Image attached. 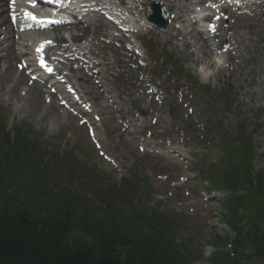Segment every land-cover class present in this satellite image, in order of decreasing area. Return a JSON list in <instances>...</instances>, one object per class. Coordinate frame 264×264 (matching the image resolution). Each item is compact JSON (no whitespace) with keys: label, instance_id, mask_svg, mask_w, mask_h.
<instances>
[{"label":"trees","instance_id":"16d2710c","mask_svg":"<svg viewBox=\"0 0 264 264\" xmlns=\"http://www.w3.org/2000/svg\"><path fill=\"white\" fill-rule=\"evenodd\" d=\"M18 136L15 144L7 137L0 142V150L8 152L23 143ZM10 167L8 168V170ZM13 178H10L12 181ZM129 184L126 182L123 188ZM35 206H15L8 200L0 204V264H183L182 254L164 238H159L164 224L162 216L156 217L155 232L129 234L122 222L116 220L112 211L100 217L91 213L74 194L42 197L31 187H24ZM110 201L109 207L121 195L114 192L111 197L99 193ZM5 198L16 200V196ZM40 201V203H39ZM41 211L43 214H41ZM136 217H138L136 215ZM255 227L254 229H256ZM253 229V230H254ZM252 230V231H253ZM245 236H239L238 244L243 247ZM256 255H264V235L253 232ZM216 261L232 264L228 253H221Z\"/></svg>","mask_w":264,"mask_h":264},{"label":"rangeland","instance_id":"374dc122","mask_svg":"<svg viewBox=\"0 0 264 264\" xmlns=\"http://www.w3.org/2000/svg\"><path fill=\"white\" fill-rule=\"evenodd\" d=\"M264 43V39H263ZM263 45V44H262ZM234 56V55H233ZM120 61L123 62L122 59ZM187 63L190 61L186 60ZM234 63V71H237L236 66L241 63V61L235 57V60L232 61ZM240 62V63H238ZM263 61H260V66ZM199 64L193 63L194 68H199ZM216 68L211 69L208 73L206 72L204 77L209 80H218L215 78V75L212 73ZM123 76L118 78L117 83L119 86L122 84L130 85L133 83V80L129 76L127 71H122ZM209 74V76H207ZM133 94L138 95L137 91L134 93L133 89L129 86L127 87ZM4 90V89H3ZM206 91V93L210 96L209 106L206 107L205 100L202 101L201 107L197 110V117H192L190 120L192 121L193 127L199 128L200 132H204L208 135V138L211 136V140L214 139L212 136L215 132V129L211 126L220 125L221 129H225L230 134L235 135L237 127L243 126L245 127L246 132L252 135V142L255 151V161L254 166L255 169H259L264 165V107H259L262 104H257V107H249V106H241L236 99L228 100L226 102L220 100L216 94L207 89H202ZM8 95H5L4 91H0V116H2L10 126L17 125L19 126L22 123L30 124L39 137L40 140L47 142L43 145L47 147V150L56 157H61V151L64 149H75L77 150V158L81 160L82 163L89 165L93 169L97 170L99 174L106 179V183L111 185L112 183H119L122 178H135L137 174L141 177H147L154 184L156 192L159 190L157 185L161 184V180H159L158 175L163 172L166 173L168 168L164 166L161 160L156 156L150 155H142L136 149L133 151L130 148H127V151L123 149L121 146H117L114 150V146L118 142L116 138L108 139V145L111 147V152H114L113 155L121 162V166L116 169L111 163L104 161L95 150L94 146L90 143L87 133L84 130V127H79L77 124L76 118H71V122L69 125H65L61 128L58 123H53L49 118H41L38 116L39 111H35L30 113L29 111H23L21 113H13L12 108H6V99ZM248 101V100H247ZM163 108L168 110V105H165ZM187 116V114H186ZM184 114L181 115L182 120L186 117ZM71 117V115H70ZM163 118L165 116L163 115ZM181 120V121H182ZM183 122V121H182ZM108 125H112L116 123V120L107 121ZM210 123V124H209ZM209 124V125H208ZM205 125H207L205 127ZM61 133L64 134L61 136ZM50 157V155H47ZM55 174L59 178V183H69L73 188L76 183L69 182L67 180V173L61 168L55 169ZM123 176V177H122ZM76 180V179H75ZM190 184H188L189 186ZM85 190L90 191L89 187L82 186ZM170 185L163 184V191H160L161 194H165L168 192ZM175 196L169 202L171 208L174 206L179 200L185 198L184 189L180 188L179 190L174 189L173 191ZM166 198V197H165ZM164 198V199H165ZM157 200V197H156ZM201 215V213L199 214ZM200 221V223H199ZM203 225L207 227L209 236V240L213 233H220L221 235H232V232L227 228H225L220 220L219 216V207L217 209L216 215L210 213L208 217L205 219L199 220V218H195L191 215L188 225L189 226H197ZM181 235L187 237L189 232L187 230H181ZM198 241L199 238H198ZM205 245L208 243L205 240H201V248L204 249ZM212 252V250H211ZM191 264H210L208 261V257L202 256V258H197L192 261Z\"/></svg>","mask_w":264,"mask_h":264},{"label":"bare ground","instance_id":"6f19581e","mask_svg":"<svg viewBox=\"0 0 264 264\" xmlns=\"http://www.w3.org/2000/svg\"><path fill=\"white\" fill-rule=\"evenodd\" d=\"M9 0H0V9L4 8L6 11L7 5ZM6 11H1L0 16V34L7 35L12 33L11 27H6V29L3 31L2 26L6 25L7 18L9 15L6 14ZM81 32V35H85L87 32V29L84 28H78ZM78 31V32H79ZM18 33V32H17ZM20 34V36H23V47L20 45V40L15 39V33L10 35L8 39H4L3 41H0V68H6V72L2 73L0 72V90H2V87L8 86L9 89L6 93H9V98L16 101H22L24 99L28 100V106L25 109H28L29 111L35 112V111H43V116H46L51 114L52 118L55 121H60L62 119V115L58 114L57 109L54 108V105H50L47 107L44 102L40 100L41 93L39 92V84L35 83L33 87L30 89V93H33L32 95L28 94L25 98L18 97L20 95L17 94V88L21 86L22 84H26V81L28 79V76L24 72H20L17 74L18 70L17 68L14 70V60L19 57V55L22 57L29 56L32 49L28 47L29 41H31L34 37H32L31 34ZM51 36L58 37L61 35V32H51ZM80 34L72 36L73 39L79 40L81 37ZM36 38L34 39L35 42ZM201 42L202 46H204L203 54L206 56V60H208L206 63H211L210 58L212 56V52L208 50L206 41L199 40ZM7 43V44H6ZM3 51H6L7 53H3ZM17 51H20L18 53ZM246 53H243L242 58L244 60L245 68L244 72L240 75L241 78L244 80L245 86L247 87V93L249 95H254L256 92H260V95L262 94V89H264V82L261 80L262 77L255 76L256 73L260 72L262 69L259 66V52H258V45L256 47H252V44L246 45ZM21 57H19L21 59ZM190 58L195 57V53L192 56H189ZM193 61H196L195 59H192ZM241 68V66L239 65ZM23 90L21 88L19 90V94ZM12 95V96H11ZM17 95V96H16ZM40 97V98H39ZM8 99L6 98L5 101ZM20 109V108H17ZM39 114V112H38ZM68 122L65 121L64 124H67ZM60 124V123H59Z\"/></svg>","mask_w":264,"mask_h":264},{"label":"snow or ice","instance_id":"6c2138e0","mask_svg":"<svg viewBox=\"0 0 264 264\" xmlns=\"http://www.w3.org/2000/svg\"><path fill=\"white\" fill-rule=\"evenodd\" d=\"M27 15L31 18V19H38V17L35 15V14H33V13H27ZM213 30H215L214 29V26H213ZM45 43H51L50 41H46ZM49 71H51V69H49Z\"/></svg>","mask_w":264,"mask_h":264}]
</instances>
